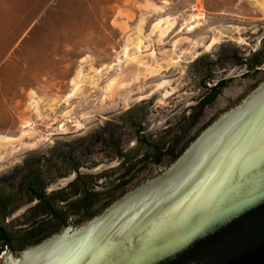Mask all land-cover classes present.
<instances>
[{"label":"rangeland","instance_id":"rangeland-1","mask_svg":"<svg viewBox=\"0 0 264 264\" xmlns=\"http://www.w3.org/2000/svg\"><path fill=\"white\" fill-rule=\"evenodd\" d=\"M158 22L173 24L157 31ZM187 22L195 24L190 31ZM232 25L242 27L245 42L226 37L195 60L129 82L132 100L148 99L125 106L127 90L107 91L131 54L159 53L177 38L211 36ZM258 48L264 49V0H0V134L34 132L0 153V179L15 178L26 164L62 172L68 163L61 153L76 148L91 171L111 170L118 160L106 145L110 130L126 140L132 116L148 131L159 130L173 109L196 103L205 66L213 81L237 78L245 72L241 58ZM177 78L179 87L162 103L154 86Z\"/></svg>","mask_w":264,"mask_h":264},{"label":"water","instance_id":"water-1","mask_svg":"<svg viewBox=\"0 0 264 264\" xmlns=\"http://www.w3.org/2000/svg\"><path fill=\"white\" fill-rule=\"evenodd\" d=\"M260 56L264 68V49ZM256 76L252 89L243 76L226 85L205 113L240 100L159 174L2 264H264V73Z\"/></svg>","mask_w":264,"mask_h":264},{"label":"flooded vegetation","instance_id":"flooded-vegetation-1","mask_svg":"<svg viewBox=\"0 0 264 264\" xmlns=\"http://www.w3.org/2000/svg\"><path fill=\"white\" fill-rule=\"evenodd\" d=\"M253 51L244 58L247 71L239 75L250 79L247 89H252L262 78L256 74L264 73L262 48ZM203 79L204 88L196 103L179 113L178 107L173 109L175 114L155 133L148 132L146 123L132 116L134 124L130 119V127L124 126L127 132H132L126 140L117 134L107 136L106 145L118 160L108 175L84 172L83 166L77 163L53 177L30 164L15 178L12 174L3 176L0 179V264L12 251L20 253L64 227L81 225L124 192L159 174L204 128L240 100L241 95L230 97L226 105L206 114L205 109L214 107L217 97L235 78L221 76L214 83L210 76Z\"/></svg>","mask_w":264,"mask_h":264},{"label":"bare ground","instance_id":"bare-ground-1","mask_svg":"<svg viewBox=\"0 0 264 264\" xmlns=\"http://www.w3.org/2000/svg\"><path fill=\"white\" fill-rule=\"evenodd\" d=\"M171 24H173V22L170 24L167 23V25L164 26V23L158 22L154 25V28H156L157 31L158 29L162 28V31H164L166 28H169ZM187 27L190 31L195 27V24L187 22ZM241 28L242 27L236 25L225 27L223 26L222 28L216 29V31L211 36L202 35L197 38H189L184 36L177 38L176 40H174V42H172V46L170 48L164 49L159 53L156 50H151L146 53L131 54L126 60V67L121 72L119 71L120 73L113 79H111L109 83H107V91L114 92L118 89L127 90V85H129V82L131 81L140 83L149 78L158 76L164 71H169L173 67L184 65L182 64L183 60L190 62L192 60H195L202 52H211L215 50L214 48L216 47V45L221 43L224 39H227L226 37H233L234 35H236L235 38L237 39V42H245L246 39L242 36ZM184 41L189 42L188 47L184 48L186 50H179L180 45ZM180 68L185 70L184 67ZM180 82L181 80L179 78L174 80L163 79L154 86L155 89L153 91L163 94V96L161 95V99H159L163 103L165 102L166 98L179 87ZM130 92L131 90H127V92L125 93V106H129L131 105V103L144 98V96L141 95L137 97V99L132 100L133 98ZM33 134L34 132L32 131H27L26 133H23L18 137L0 134V153L4 150L15 148L19 143L22 142L25 135H28L30 137Z\"/></svg>","mask_w":264,"mask_h":264},{"label":"trees","instance_id":"trees-1","mask_svg":"<svg viewBox=\"0 0 264 264\" xmlns=\"http://www.w3.org/2000/svg\"><path fill=\"white\" fill-rule=\"evenodd\" d=\"M135 120V119H134ZM134 120L131 119L132 125L134 124ZM117 129H112L108 132V136H115ZM61 162H65L68 164H77L78 161L76 160L75 152L74 151H65L61 153Z\"/></svg>","mask_w":264,"mask_h":264}]
</instances>
